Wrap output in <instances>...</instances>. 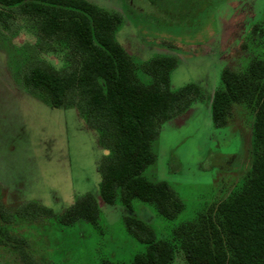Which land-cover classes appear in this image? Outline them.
Listing matches in <instances>:
<instances>
[{
	"label": "rangeland",
	"instance_id": "1",
	"mask_svg": "<svg viewBox=\"0 0 264 264\" xmlns=\"http://www.w3.org/2000/svg\"><path fill=\"white\" fill-rule=\"evenodd\" d=\"M88 1L121 14L115 38L135 62L141 82L151 81L143 66L166 56L179 60L170 76L171 90L200 86L193 104L162 124L152 144L155 161L143 173L151 182L171 186L184 210L169 221L140 200L133 201L132 211L120 202L102 200L99 165L109 151L100 145L98 133L76 107L53 108L27 87L28 58L60 69L65 54L44 52L47 46L37 45L30 22L0 8L11 17L8 22L0 18V264H28L29 259L42 264H130L146 245L127 230L125 216L144 220L157 238L171 239L176 226L207 214L251 169L254 115L235 105L228 124L219 128L211 101L222 86V72L243 71L257 54L255 28L264 25V0H205L188 14L177 10L175 0H158L169 11L164 14L153 12L145 0ZM87 193L98 201L100 227L87 221L63 225L59 218ZM29 203L54 215L28 214L24 208ZM11 238L22 239V249ZM172 264L187 263L178 253Z\"/></svg>",
	"mask_w": 264,
	"mask_h": 264
},
{
	"label": "trees",
	"instance_id": "2",
	"mask_svg": "<svg viewBox=\"0 0 264 264\" xmlns=\"http://www.w3.org/2000/svg\"><path fill=\"white\" fill-rule=\"evenodd\" d=\"M0 8L26 18L37 32V45L47 46L44 52L65 54L60 69L44 59L28 58L27 87L53 108L76 107L98 133L100 145L109 151L99 165L102 200L108 205L120 202L129 211L133 201L140 200L169 221L178 218L184 204L174 189L143 176L155 161L152 144L162 124L186 111L201 92L196 84L171 90L170 76L178 58L157 57L145 64L143 70L151 77L146 84L115 38L121 14L88 0H0ZM0 18L11 19L1 12ZM255 34L260 39L257 54L243 71L222 72V86L211 101L219 128L228 124L235 105L248 107L254 115L251 169L207 214L176 226L171 239H159L144 220L125 216L127 230L146 245L130 264H172L178 253L187 264H264V25L255 28ZM24 211L54 215L35 203ZM100 217L96 197L87 193L59 221L66 226L87 221L99 228ZM10 240L24 244L20 238ZM28 264L42 263L29 259Z\"/></svg>",
	"mask_w": 264,
	"mask_h": 264
},
{
	"label": "flooded vegetation",
	"instance_id": "3",
	"mask_svg": "<svg viewBox=\"0 0 264 264\" xmlns=\"http://www.w3.org/2000/svg\"><path fill=\"white\" fill-rule=\"evenodd\" d=\"M145 1H148L149 5L151 6L150 9L153 10V12H157V13H161L162 12L164 14V13H166L168 11L164 7L161 8V6L159 4L160 2H158V0H145ZM204 1L205 0H175L177 6L180 7V9L178 11L180 13H183V14L184 13L188 14L189 12H192L194 10V8L198 7ZM191 6H192L193 9L191 8ZM135 8L136 9H138V8L140 9L139 5H135ZM142 10H144V9H142ZM168 13H169V11H168ZM10 56H11V54H10Z\"/></svg>",
	"mask_w": 264,
	"mask_h": 264
}]
</instances>
